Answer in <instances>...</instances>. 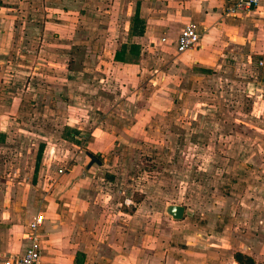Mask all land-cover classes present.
I'll list each match as a JSON object with an SVG mask.
<instances>
[{
    "label": "crops",
    "instance_id": "0c3cea01",
    "mask_svg": "<svg viewBox=\"0 0 264 264\" xmlns=\"http://www.w3.org/2000/svg\"><path fill=\"white\" fill-rule=\"evenodd\" d=\"M32 2V5H25L26 2L21 0H0L2 40H15L14 35L18 37L16 40H27L26 35L32 34L19 30L20 13H17L20 7L23 10L31 8L34 10L29 11L32 16L42 18L35 28L31 27L33 31L38 27L39 35H53L59 39L63 36L58 35H109L92 55L100 62V65L92 64L95 67L92 73H87L84 67L69 70L62 67L53 71L56 82L47 85L55 91L53 102L65 109L67 126L79 133L76 138L91 130L95 135L111 121L117 126L116 134L107 129L101 131V143L91 146L94 151L109 149L111 139L117 144L129 136L143 140L151 130L150 120L159 115L170 118L172 115L167 114L168 111L182 102L179 98L183 95L189 96L196 78L209 77L231 59H236L245 68V73L253 72L249 78L242 75L239 83L242 92L247 94L245 102L252 105L251 117L257 121L264 118V97L259 94L260 89L264 90V0H260L251 13L236 16L226 14L227 0H138L135 4L131 0H38V5L35 0ZM137 11L145 30L142 36H131V23ZM189 23L197 26L200 43L194 50L178 53L175 51L177 38ZM126 40H134L142 47L148 44L151 51L161 45L153 73L143 57L138 64L114 60L116 51L126 44ZM13 46L10 41L8 54H16ZM33 68L34 71L41 70L42 66ZM39 75L47 77L45 71H40ZM4 82L1 85L6 84L9 88L6 94L15 95L19 86ZM28 84L26 91L23 89L14 97L7 112L0 114V134L5 137L15 125H20V120L37 118L33 113L42 103L35 93L40 84L34 77ZM155 92L152 101L158 102L156 108L148 105L145 97ZM240 102L237 97V103ZM24 104L29 109L27 116L22 118ZM95 122H99L98 128L90 127ZM236 135L252 139L251 144L237 139L236 150L264 152L263 128L250 132L245 125ZM262 160L254 156L252 162L238 163L239 174L219 181L220 185L226 186L225 201L220 202L221 205L194 211L181 205L185 207V214L180 220L167 214L168 205L167 216L160 218L162 223L165 220L166 227L163 223L161 228L149 230L152 222L141 224L146 213L139 204L133 212L121 211L125 223H115L111 235L98 236V240L97 236L92 240L85 238V228L91 222L95 228V220L102 216L100 211L93 210L89 214L79 209L80 213H75L76 222L70 226L61 220L66 210L51 207V198L47 194L38 202L29 187L24 193L20 188L0 186V264L25 252L28 224L38 214L44 218L39 230L40 264H241L235 257L238 253L252 259L254 264H264ZM103 165L101 162L100 166ZM74 189L78 190V185ZM78 199L82 197L78 196ZM120 226L122 231L116 234V227ZM144 229L150 233L144 234Z\"/></svg>",
    "mask_w": 264,
    "mask_h": 264
},
{
    "label": "rangeland",
    "instance_id": "374dc122",
    "mask_svg": "<svg viewBox=\"0 0 264 264\" xmlns=\"http://www.w3.org/2000/svg\"><path fill=\"white\" fill-rule=\"evenodd\" d=\"M32 1L21 0L26 2L25 5H32ZM136 1L131 0L132 4ZM35 5H38V0H35ZM29 11L34 10L20 7L17 13H20L17 21L19 30L32 33L26 35L27 40H16L18 37L14 35L15 40L8 38L4 41L0 35V114L7 112L18 93L23 89L26 91L32 77L43 85H39L35 92L42 103L33 113L37 118H24L6 137L0 134V186L4 189L16 187L25 193L29 187L35 192L38 202L47 194L51 198V207L66 210L61 220L70 226L76 222L75 213L79 209L89 214L93 210L100 211L101 222L97 218L95 228H92V222L85 228V238L92 240L97 236L98 240V236H110L115 223H125L121 211L133 212L139 204L146 213L141 224L152 222L149 230L159 229L157 226L161 228L163 223L166 227L165 220L162 223L160 218L167 216L168 205H184L193 211L221 205L220 202L225 201L226 186L220 185L219 181L239 174L238 163L252 162L254 156L264 161V152L236 150L237 139L252 143L250 136L236 135L241 127L246 125L250 132L251 129H264V118L257 121L251 117L252 105L245 102L247 94L242 92L239 83L242 75L249 78L253 72L245 73V68L236 59H231L229 64L209 77L196 78L189 96L183 95L182 99L179 98L182 102L168 111L167 114L172 115L170 118L164 119L159 115L148 122L151 130L143 140L129 136L117 144L111 139L109 149L94 151L91 146L101 143V131L107 129L116 134L117 126L111 121L95 135L91 130L76 138L70 134L74 129L66 124L68 116L65 109L53 102L56 95L53 87L48 88L47 85L52 86L56 82L53 77L56 72L53 71L62 67L68 70L84 67L87 73H92L95 68L92 64L100 65L97 56L92 55L109 35H58L63 39L39 35L38 27L35 31L31 27L35 28L42 18L32 16ZM120 39L119 42L123 43ZM10 41L15 45L12 47L15 55L14 52L8 54ZM130 42L138 44L134 40H126V43ZM141 48V57L153 73L162 47L159 45L151 51L146 44ZM34 66H42V69L34 71ZM40 71H45L47 77L39 75ZM2 81L9 86L18 85L16 94H6L9 88L6 84L1 85ZM259 94L264 97V90L260 89ZM155 95L156 92L144 96L148 105L156 108L158 102L152 101ZM237 97L240 103H237ZM28 109L24 104L22 118L27 116ZM97 123L90 127L98 128ZM85 151L95 155L105 166L94 164L86 169L90 159ZM77 185L78 190H75ZM78 196L82 199L79 200ZM259 196L258 193L257 198ZM250 201L254 202L253 199ZM46 205L49 206L48 201ZM116 229V234L122 231L121 226ZM149 230L144 229L143 233L149 234Z\"/></svg>",
    "mask_w": 264,
    "mask_h": 264
},
{
    "label": "built area",
    "instance_id": "2783aa9c",
    "mask_svg": "<svg viewBox=\"0 0 264 264\" xmlns=\"http://www.w3.org/2000/svg\"><path fill=\"white\" fill-rule=\"evenodd\" d=\"M229 6L227 15L249 14L258 7L260 0H227ZM201 34L193 23L186 24L180 32L176 41L178 53L194 50L200 43ZM165 41V39H163ZM262 65V63H260ZM44 218L41 214L36 215L28 224L26 238L28 247L21 256L7 259L3 264H40L41 241L39 230L43 225Z\"/></svg>",
    "mask_w": 264,
    "mask_h": 264
},
{
    "label": "trees",
    "instance_id": "16d2710c",
    "mask_svg": "<svg viewBox=\"0 0 264 264\" xmlns=\"http://www.w3.org/2000/svg\"><path fill=\"white\" fill-rule=\"evenodd\" d=\"M145 25L144 21L140 18L139 12L137 11L135 17L132 19L131 23V36H142L144 34ZM142 48L139 44L130 42L121 46L119 50L116 51L114 60L117 62L129 63V64H138L141 58ZM73 135H78L79 133L76 130H70ZM42 149L39 150V157L42 154ZM236 259L241 264H254L253 260L249 257L244 256L241 253L236 254Z\"/></svg>",
    "mask_w": 264,
    "mask_h": 264
},
{
    "label": "water",
    "instance_id": "95a60500",
    "mask_svg": "<svg viewBox=\"0 0 264 264\" xmlns=\"http://www.w3.org/2000/svg\"><path fill=\"white\" fill-rule=\"evenodd\" d=\"M85 154L90 159L86 169H89L94 164L100 166L101 161L89 151H85ZM167 214L170 215L173 219L180 220L183 219L185 214V207L181 205H170L167 207Z\"/></svg>",
    "mask_w": 264,
    "mask_h": 264
}]
</instances>
